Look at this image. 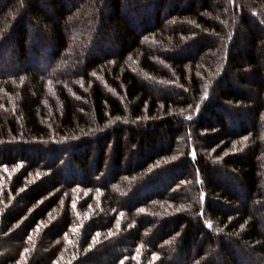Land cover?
Listing matches in <instances>:
<instances>
[{"label": "trees", "instance_id": "obj_1", "mask_svg": "<svg viewBox=\"0 0 264 264\" xmlns=\"http://www.w3.org/2000/svg\"><path fill=\"white\" fill-rule=\"evenodd\" d=\"M0 264H264V0H0Z\"/></svg>", "mask_w": 264, "mask_h": 264}, {"label": "snow or ice", "instance_id": "obj_2", "mask_svg": "<svg viewBox=\"0 0 264 264\" xmlns=\"http://www.w3.org/2000/svg\"><path fill=\"white\" fill-rule=\"evenodd\" d=\"M49 85L51 86V81H49ZM207 96V92H205V97ZM188 119H191V117H188ZM176 157H173V159H175ZM5 171H7V169H5ZM37 175H39V173H37ZM76 205L75 203L72 204V208H75ZM143 211V210H142ZM116 227L119 228L120 227V224H119V221H117L116 223ZM209 227H211V225H209ZM75 231V229H74ZM97 236H99V234H97Z\"/></svg>", "mask_w": 264, "mask_h": 264}]
</instances>
